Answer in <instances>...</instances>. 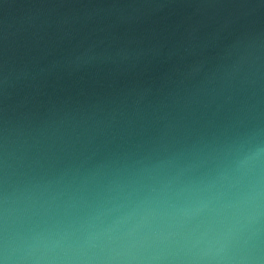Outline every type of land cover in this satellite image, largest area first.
I'll list each match as a JSON object with an SVG mask.
<instances>
[{
  "label": "water",
  "instance_id": "obj_1",
  "mask_svg": "<svg viewBox=\"0 0 264 264\" xmlns=\"http://www.w3.org/2000/svg\"><path fill=\"white\" fill-rule=\"evenodd\" d=\"M0 264H264V0H0Z\"/></svg>",
  "mask_w": 264,
  "mask_h": 264
}]
</instances>
